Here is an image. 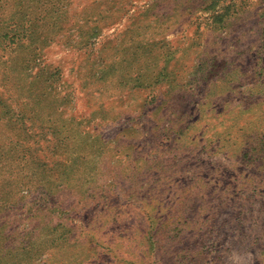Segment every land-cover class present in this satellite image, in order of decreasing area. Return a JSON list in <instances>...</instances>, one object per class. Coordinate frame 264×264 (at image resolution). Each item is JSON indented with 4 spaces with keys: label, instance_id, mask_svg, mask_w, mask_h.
<instances>
[{
    "label": "rangeland",
    "instance_id": "374dc122",
    "mask_svg": "<svg viewBox=\"0 0 264 264\" xmlns=\"http://www.w3.org/2000/svg\"><path fill=\"white\" fill-rule=\"evenodd\" d=\"M0 264H264V0H0Z\"/></svg>",
    "mask_w": 264,
    "mask_h": 264
}]
</instances>
